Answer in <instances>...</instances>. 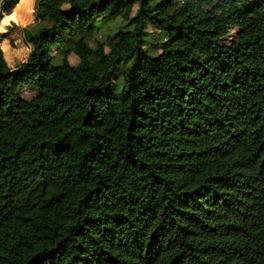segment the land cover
<instances>
[{"label": "trees", "instance_id": "1", "mask_svg": "<svg viewBox=\"0 0 264 264\" xmlns=\"http://www.w3.org/2000/svg\"><path fill=\"white\" fill-rule=\"evenodd\" d=\"M36 13L0 47V264H264V0Z\"/></svg>", "mask_w": 264, "mask_h": 264}, {"label": "rangeland", "instance_id": "2", "mask_svg": "<svg viewBox=\"0 0 264 264\" xmlns=\"http://www.w3.org/2000/svg\"><path fill=\"white\" fill-rule=\"evenodd\" d=\"M37 6L38 0H16L10 10H5L0 6V47L10 66H14L24 59L27 54L29 43L23 39L22 29L38 23ZM106 11H111V8L107 7ZM5 20H7V23H4ZM241 22H244V20L242 19ZM232 27H235L234 23H232ZM100 35L99 33L98 36ZM121 41L126 47L124 38ZM68 57L72 65L77 61V56L71 51L68 53ZM68 71L73 73L72 69H68ZM19 90L21 96L29 97L35 92L36 88L24 85ZM82 111V105L75 109L78 114H81Z\"/></svg>", "mask_w": 264, "mask_h": 264}, {"label": "snow or ice", "instance_id": "3", "mask_svg": "<svg viewBox=\"0 0 264 264\" xmlns=\"http://www.w3.org/2000/svg\"><path fill=\"white\" fill-rule=\"evenodd\" d=\"M13 18H14V17H13ZM4 23H7V20H5Z\"/></svg>", "mask_w": 264, "mask_h": 264}]
</instances>
